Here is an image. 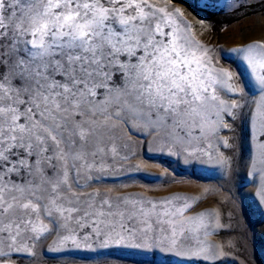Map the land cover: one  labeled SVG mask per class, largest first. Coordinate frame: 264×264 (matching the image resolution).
I'll return each mask as SVG.
<instances>
[{
  "label": "snow or ice",
  "instance_id": "1",
  "mask_svg": "<svg viewBox=\"0 0 264 264\" xmlns=\"http://www.w3.org/2000/svg\"><path fill=\"white\" fill-rule=\"evenodd\" d=\"M230 52L246 84L175 0H0V264H44L69 247L158 249L191 264L246 251L226 197L198 210L201 196L182 188L110 182L147 167L134 162L143 141L225 181L243 171L264 202V41Z\"/></svg>",
  "mask_w": 264,
  "mask_h": 264
},
{
  "label": "rangeland",
  "instance_id": "2",
  "mask_svg": "<svg viewBox=\"0 0 264 264\" xmlns=\"http://www.w3.org/2000/svg\"><path fill=\"white\" fill-rule=\"evenodd\" d=\"M237 0H208V7H201L200 0H175L177 6L185 11L186 19L194 25L197 38L214 49L216 62L225 68L236 71L246 84L250 73L246 66L230 49L255 41H264V0H248L251 7L235 8ZM203 21L202 28L196 23ZM237 135L246 134V129L237 127ZM224 135H230L224 130ZM138 156L134 162L144 161L147 165L141 172L130 171L113 178L110 182L129 183L138 191H147L148 187L160 192L182 188L190 196H201L198 210L212 203V198H227L226 207L233 218L228 221L237 232H247V250H234L225 258L216 261L198 262V264H243L247 257L249 264H264V202L258 195V181L246 176L243 171L227 179H222L218 169L204 161L185 160L181 157L161 154L151 143L140 141L135 149ZM227 151L226 149H221ZM167 169L168 175L161 173ZM148 173V174H146ZM175 183L165 185V180ZM211 189L205 193L204 189ZM217 189L220 191L217 192ZM231 231V229H228ZM236 237L212 235L208 239L214 243ZM44 264H191L183 257L158 249L112 246L105 249L86 250L69 247L63 252L48 253L43 257Z\"/></svg>",
  "mask_w": 264,
  "mask_h": 264
}]
</instances>
